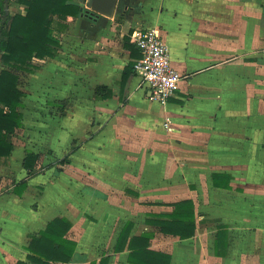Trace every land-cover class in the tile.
Listing matches in <instances>:
<instances>
[{
    "label": "crops",
    "instance_id": "obj_1",
    "mask_svg": "<svg viewBox=\"0 0 264 264\" xmlns=\"http://www.w3.org/2000/svg\"><path fill=\"white\" fill-rule=\"evenodd\" d=\"M70 1L82 12L55 17L57 53L19 70L23 125L0 158V264H41L28 246L57 218L71 222L76 248L49 264H264V0H118L111 16L93 13L92 0ZM6 6L26 13L16 0ZM147 27L160 28L172 65L191 77L165 103L129 69L127 37ZM3 53L0 73L10 68ZM30 97L61 108L43 128L44 148L18 138L33 132ZM121 119L141 141L119 137ZM45 149L56 156L47 164ZM29 151L40 155L31 175ZM187 199L194 234L165 232L161 222ZM142 251L163 255L130 259Z\"/></svg>",
    "mask_w": 264,
    "mask_h": 264
},
{
    "label": "trees",
    "instance_id": "obj_2",
    "mask_svg": "<svg viewBox=\"0 0 264 264\" xmlns=\"http://www.w3.org/2000/svg\"><path fill=\"white\" fill-rule=\"evenodd\" d=\"M10 1L0 0V50L4 51V63L10 65L9 69H3L0 73V158L11 154L14 149L13 135L23 125V112L20 108L24 105L22 98L25 92L19 86V70L30 69L29 66L34 65L35 57L43 59L57 53L60 43L51 36L55 17L66 19L69 15L76 17L82 12V7L70 0H16L27 5L26 13L10 15L6 12V3ZM127 43L134 59H137L140 52L135 44L130 42V37H127ZM134 64L135 60L129 69L135 70ZM39 159L38 153L27 152L23 164L29 175L34 172ZM66 162L68 159L64 157L61 163ZM26 186L27 179H23L17 184L15 191L21 195ZM172 217V220L161 222L165 232L182 238L194 234L192 200L176 202ZM71 226V222L66 218L51 221L46 230L42 231L40 236L34 237L28 246L31 251L30 259L41 264H49L50 260H70L76 248V243L66 238ZM130 255V259L135 260L136 255L144 258L163 254L142 251L132 252ZM18 264L28 263L19 261Z\"/></svg>",
    "mask_w": 264,
    "mask_h": 264
},
{
    "label": "built area",
    "instance_id": "obj_3",
    "mask_svg": "<svg viewBox=\"0 0 264 264\" xmlns=\"http://www.w3.org/2000/svg\"><path fill=\"white\" fill-rule=\"evenodd\" d=\"M130 37L140 52V56L135 59V71L140 76L141 86L150 90L151 99L168 102L180 88L182 81L190 83V75L180 72L172 65L169 47L160 28L135 29ZM165 126L169 131L173 129L170 120L165 122Z\"/></svg>",
    "mask_w": 264,
    "mask_h": 264
},
{
    "label": "rangeland",
    "instance_id": "obj_4",
    "mask_svg": "<svg viewBox=\"0 0 264 264\" xmlns=\"http://www.w3.org/2000/svg\"><path fill=\"white\" fill-rule=\"evenodd\" d=\"M52 61L50 60H46L43 61V65L46 67L51 66ZM51 69H47L46 71H44L46 78H50V71ZM44 79V76H42V80ZM24 85L27 88V90H31V94L34 93V89L33 87H31L30 85H32V79H30V77L26 76L24 79ZM143 94V93H142ZM32 101H28L26 104V109H25V114L27 115V119L29 121H27V126L29 129H31L33 132L32 134L27 133V135L24 136H18V138L22 139L24 138L25 140H31L32 143L37 146L38 148H44L42 147V145H39L41 142L44 143V137H45V133L43 132V128L45 130V128H50V124L52 125L51 121V117L50 115H52L55 111L59 112L61 111L60 107H57V105L53 104L50 100L47 99H43V100H38L37 102L35 101L34 98L30 97ZM145 98V97H144ZM146 99V98H145ZM34 100V101H33ZM147 100V99H146ZM148 101V100H147ZM69 103V104H68ZM66 104L68 106L69 109L73 108L74 103L73 102H69ZM82 104H78V106H80ZM80 110V109H78ZM83 110V109H82ZM30 118V119H29ZM34 121V122H33ZM130 122V120H127ZM124 119L119 120V124L118 126L121 128L122 130V134L119 132V137L123 138L124 141L130 142V143H137V141H141L137 135H135L132 131V126ZM86 123H90L93 122V124L96 122L95 119H85ZM115 120L110 123L109 126H111V129H114L115 127H117V125L114 123ZM49 124V125H48ZM48 125V126H47ZM36 133H40V134H36ZM139 134V133H138ZM140 135V134H139ZM112 137L115 136V134L112 133L111 135ZM49 136H46V138ZM44 140V141H43ZM48 138L46 139L47 142ZM42 157H43V164H47L50 161L55 160L56 156H54L52 154V151L45 149V151L43 153H41ZM64 156V155H62Z\"/></svg>",
    "mask_w": 264,
    "mask_h": 264
},
{
    "label": "water",
    "instance_id": "obj_5",
    "mask_svg": "<svg viewBox=\"0 0 264 264\" xmlns=\"http://www.w3.org/2000/svg\"><path fill=\"white\" fill-rule=\"evenodd\" d=\"M118 0H92L93 13L111 16L114 13ZM6 12L9 13V7L6 6Z\"/></svg>",
    "mask_w": 264,
    "mask_h": 264
}]
</instances>
